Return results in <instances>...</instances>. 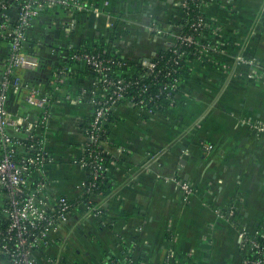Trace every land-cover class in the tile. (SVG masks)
<instances>
[{
	"label": "crops",
	"instance_id": "obj_1",
	"mask_svg": "<svg viewBox=\"0 0 264 264\" xmlns=\"http://www.w3.org/2000/svg\"><path fill=\"white\" fill-rule=\"evenodd\" d=\"M82 1L99 13L72 15L56 7L35 20L24 52L38 67L16 72L24 88L7 100V132L17 152L30 136L39 137L48 156L45 193L73 204L67 224L36 253L38 261L241 264L251 255L241 231L264 252V132L257 130L264 129V0H202L215 55L191 64L190 78L161 114L135 109L127 99L112 106L103 142L112 158L110 187L91 198L89 210L81 187L87 176L77 161L92 102L108 91L68 57L107 45L121 58L151 60L169 47L167 29L183 12L182 0ZM114 26L125 35H111ZM6 55L0 45V73ZM30 88L48 100L43 128H36L41 111L26 102ZM182 184L192 189L187 197ZM4 201L0 192V207ZM229 208L231 220L220 214Z\"/></svg>",
	"mask_w": 264,
	"mask_h": 264
},
{
	"label": "built area",
	"instance_id": "obj_2",
	"mask_svg": "<svg viewBox=\"0 0 264 264\" xmlns=\"http://www.w3.org/2000/svg\"><path fill=\"white\" fill-rule=\"evenodd\" d=\"M186 2L187 0H182V5ZM56 7L72 15L99 13L96 6L82 0H0V42L1 44L6 42V45H3L7 46V55L0 73V192L5 196L0 211L6 221L0 228V264H42L38 261L36 253L52 243V233L61 225L67 224L73 210V204L66 197L51 198L45 193L44 168L48 156L42 140L30 136L27 139L29 144H22L27 154L15 160L16 146L19 144H16L7 132L9 125L12 124L6 108L8 95L11 92H20L24 88L16 72L23 69L34 70L38 67L37 59L24 52L28 31L42 12ZM204 21L203 18H199L192 28H201ZM156 35L160 36L161 31H156ZM172 38L182 44L194 43L191 36L173 35ZM212 52L214 53V49ZM112 56L111 54L110 57ZM69 58L88 67L98 77L100 85L108 91L103 100L94 99L92 102L94 110L85 129V143L77 161L87 176L81 183L83 197L87 196L91 200L96 181L109 173V167L103 165L107 152L101 140L105 118L114 104L126 99L130 85L138 83L134 84L132 80L126 81L120 77L110 79L111 58L102 57L100 54L74 52ZM239 62L251 69L256 68L253 61L240 59ZM175 63L177 64L176 59ZM141 64L149 70L154 68V64L151 63L142 61ZM259 71L264 76V70ZM176 85L177 83L171 87L174 88ZM26 102L41 111L40 124H37L36 128H43L48 121V100L41 95L40 90L30 88ZM129 102L135 109L142 110L144 107L142 100L134 101L132 98ZM170 103L172 105L173 98L170 99ZM145 111L152 114L150 110ZM257 130L264 132L263 128ZM210 149L212 146L208 147V150ZM181 189L186 197L192 192L187 184H182ZM83 205L86 206L85 203ZM220 214L231 220L234 210L229 208ZM238 236L243 241L247 239L246 244L251 251V255L241 264H264V252L259 242L254 238H248L244 231ZM57 263L56 258L48 257L45 260V264Z\"/></svg>",
	"mask_w": 264,
	"mask_h": 264
},
{
	"label": "trees",
	"instance_id": "obj_3",
	"mask_svg": "<svg viewBox=\"0 0 264 264\" xmlns=\"http://www.w3.org/2000/svg\"><path fill=\"white\" fill-rule=\"evenodd\" d=\"M202 4V0H187V2L180 8L183 12V19L179 23H175L173 25V30L167 29V34L191 36L194 43L191 45L182 44L173 39L166 50L158 51L151 59L150 63L154 64V68L152 70L143 67L141 61L136 63L113 54L110 49H107V45L105 47L87 49L85 52L100 54L102 57L111 58V64H109L110 79L115 80L120 77L126 81L130 79L134 82V84L138 83L137 85H130L125 98L127 100L133 98L134 101L142 100L144 104V107L141 108L142 110H150L153 115L161 114L171 106L170 99L174 98L178 85L190 78L191 64L200 60L202 58V54L209 56L215 55L212 52V46H214V44L207 39V36L210 33L207 22L204 21L201 28H192V25L196 24L199 18H203L205 20L203 14L200 12V6ZM43 13L44 12H42V14ZM156 26L160 29L157 23ZM111 35L118 38L125 35V32L120 30L117 26H114L111 30ZM3 44L6 45V42H2V44L0 42V45ZM111 54L113 55L112 57H110ZM178 55H180L179 58L177 57ZM175 59L177 64L175 63ZM175 83H177L176 87L172 88L171 85H175ZM96 99L103 100L100 98ZM109 117L110 112L105 118L103 126L104 133L101 138L102 142H105V139L107 138L106 123H108L107 120ZM22 144L26 145L29 144V142L26 141ZM22 147L20 155L16 150L15 160H18L20 157L27 154L23 145ZM111 161L112 158H110L107 154L103 164L104 167H110L109 164L112 163ZM113 162L115 161L113 160ZM109 187L110 177L106 173L103 179L96 181V188L94 189L91 198L99 193H104ZM83 203H85L86 208L93 207L92 200H89L87 196L83 197ZM4 224H6V221L0 211V228L3 227ZM112 264L115 263L113 262Z\"/></svg>",
	"mask_w": 264,
	"mask_h": 264
},
{
	"label": "water",
	"instance_id": "obj_4",
	"mask_svg": "<svg viewBox=\"0 0 264 264\" xmlns=\"http://www.w3.org/2000/svg\"><path fill=\"white\" fill-rule=\"evenodd\" d=\"M150 61L151 60L150 59H147V58L144 60V62H146V63H150ZM57 75H58V73H57Z\"/></svg>",
	"mask_w": 264,
	"mask_h": 264
}]
</instances>
